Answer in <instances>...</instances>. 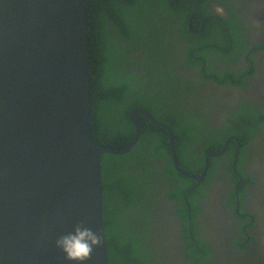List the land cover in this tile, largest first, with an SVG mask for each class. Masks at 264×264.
<instances>
[{
	"label": "water",
	"instance_id": "obj_1",
	"mask_svg": "<svg viewBox=\"0 0 264 264\" xmlns=\"http://www.w3.org/2000/svg\"><path fill=\"white\" fill-rule=\"evenodd\" d=\"M86 0H0V264H76L55 239L76 224L102 243L85 264H109L104 226V153L126 154L142 135L139 114L169 132L174 167L183 170L171 126L130 111L136 132L126 148L92 132V82Z\"/></svg>",
	"mask_w": 264,
	"mask_h": 264
},
{
	"label": "trees",
	"instance_id": "obj_2",
	"mask_svg": "<svg viewBox=\"0 0 264 264\" xmlns=\"http://www.w3.org/2000/svg\"><path fill=\"white\" fill-rule=\"evenodd\" d=\"M209 1L86 0L91 54L92 132L99 144L126 148L136 132L129 116L131 109H146L155 118L167 120L175 132L179 166L190 173L201 174L205 155L220 151L230 134L240 139L230 141L228 149L234 150L237 144L247 142L258 132L259 124L264 121V112L253 109L254 103H244L235 110L230 109L226 115L227 122H217L216 125H210L204 114H194L182 106L171 109V117L167 118L155 104L158 98L154 89L146 90L144 85V79L154 76L147 66L163 71L161 61L170 60L172 54H178L177 48L167 44L168 41H171L170 45L177 42V39L168 36L175 30L179 39L188 42L183 52V63L188 66L197 63L195 55L198 54L204 55L207 61H210L212 54L222 59L224 49L211 46V43L226 46L232 41V49L236 48L240 40V26L234 25L231 20L228 26H223L219 18H209L206 26H188L190 14L194 13L199 21L207 16ZM161 16L165 20H161ZM146 17L153 20L155 26H140ZM177 19L180 26H159L163 22L173 25ZM197 49L199 52H196ZM136 51L141 53L142 58L135 55ZM198 60L202 64L201 59ZM213 72L220 76L219 71ZM222 75L228 78L224 82H234L233 78H238L233 70H227ZM181 78L185 77L182 75ZM172 81L178 84L176 79ZM189 81L190 92L194 91L192 86L196 84L195 90L201 87L195 79L189 78ZM242 83L243 79L236 84ZM200 98L199 104L211 103L205 95ZM139 118L142 135L135 146L126 154L104 153L102 157L104 226L109 264H147V259L156 260L144 243L148 230L156 225L157 217L163 216V220H166L172 213L167 198L181 203L177 209L184 220L181 230L187 233L183 238L189 241L185 247L192 249L186 250V257L200 262L210 256L211 250L206 243L203 244L202 239L196 238L197 217L203 207L202 200L209 192L207 188L215 169L214 163L219 158H210L207 178L194 187L197 182L174 167L167 128L153 123L143 114H139ZM242 161L240 157L238 169ZM249 178L245 177L247 180ZM246 182L244 180L243 187ZM199 253L203 257L198 256Z\"/></svg>",
	"mask_w": 264,
	"mask_h": 264
},
{
	"label": "flooded vegetation",
	"instance_id": "obj_3",
	"mask_svg": "<svg viewBox=\"0 0 264 264\" xmlns=\"http://www.w3.org/2000/svg\"><path fill=\"white\" fill-rule=\"evenodd\" d=\"M208 7L209 12L201 21L195 18L194 13L190 14L188 26H206L209 18H219L223 26H228L227 23L231 20V23L240 26L239 44L233 50L232 41L226 46L211 43V46L224 49L223 58H217V54H212L210 61H207L204 55L198 54L195 55L197 63L188 66L183 63L185 61L183 52L188 42L179 39L175 30L168 36H172L173 40L177 39V42L170 45L171 41H168L167 44L177 48L178 54H172L173 58L170 60L161 61L163 71L153 69L151 65L147 66L154 76L144 79L146 90L154 89L158 98L155 104L167 118L171 117V109L181 106L194 114L196 112L204 114L210 125H216L217 122L226 123L229 110H235L244 103L251 105L254 103L253 109L264 112V0H227V2L211 0ZM161 20L165 19L161 16ZM155 24L146 17L140 26H155ZM159 26H180V23L177 19L173 25L163 22L159 23ZM228 36L231 40L230 33ZM136 52L135 55L142 58L141 53ZM196 52H199L198 49ZM198 59H201L202 64ZM215 70L219 71V77L213 72ZM227 70L235 71L238 77L233 78L235 83L224 82L229 74L226 76L222 74ZM182 75L188 81L189 78H193L196 82H200L199 96L205 95L206 98H210L211 103L199 104L198 100L194 101L190 97L191 81L188 84L187 81L181 83ZM172 79H176L178 84L173 83ZM241 79L243 83L236 84ZM200 122L202 123L201 119ZM257 130L258 132L250 140L245 143L240 142L234 150L228 149L230 141L233 138L240 139L230 134L227 138L230 139L228 146L218 155L219 159L214 163L215 169L207 188L209 192L202 200L203 207L199 211L196 223V238L202 239L203 244L206 243L210 248V256L197 263L186 257V252L192 249L187 250L185 247L189 241L183 238L187 233L181 230L184 220L180 218L177 209L181 203L167 198L166 202L172 213L166 220H163V216H158L157 222L155 221L154 244L157 248L151 244L153 237L147 236L144 243L145 248L151 253L154 248L161 252V246L165 247L163 260L161 261V257L157 258L158 261L147 259V264H165L168 257L171 258L170 264H264V162H261L264 159V121L259 124ZM220 151L208 152L205 160L209 154ZM239 156L243 158L240 169H238ZM231 163L232 167H230ZM248 176L249 180L245 179ZM244 180L248 182L243 187ZM191 238L193 239V234ZM198 256L203 257L201 253Z\"/></svg>",
	"mask_w": 264,
	"mask_h": 264
},
{
	"label": "clouds",
	"instance_id": "obj_4",
	"mask_svg": "<svg viewBox=\"0 0 264 264\" xmlns=\"http://www.w3.org/2000/svg\"><path fill=\"white\" fill-rule=\"evenodd\" d=\"M101 243L102 237L98 232L79 223L74 226L73 231L55 239V247L64 253V258L76 264H85L91 260L94 249Z\"/></svg>",
	"mask_w": 264,
	"mask_h": 264
},
{
	"label": "rangeland",
	"instance_id": "obj_5",
	"mask_svg": "<svg viewBox=\"0 0 264 264\" xmlns=\"http://www.w3.org/2000/svg\"><path fill=\"white\" fill-rule=\"evenodd\" d=\"M188 79H186V78H180V81L181 82H185V81H187ZM197 85V84H196ZM196 85H194V86H192V90H194V91H192L191 92V94H190V97L194 100V101H197L199 98H200V96H199V94H200V88L199 89H197V90H195V87H196ZM261 162H264V159H262L261 160ZM211 192V191H210ZM148 236L151 238V237H153L152 239H151V244H152V246H154V247H156L157 248V246H156V244H154V236L156 235V228H155V226H153L150 230H148ZM163 241V240H162ZM162 245H163V242H162ZM161 246V245H160ZM159 247V246H158ZM163 246H161V252L160 251H156V249L154 248V249H152V253L154 254V256L156 257L155 259H156V261H158V259L157 258H160L161 257V261L163 260V254H164V252H163ZM164 257H165V255H164ZM166 258V257H165ZM171 261V258L170 257H168V259L166 260V262H165V264H170L169 262Z\"/></svg>",
	"mask_w": 264,
	"mask_h": 264
},
{
	"label": "bare ground",
	"instance_id": "obj_6",
	"mask_svg": "<svg viewBox=\"0 0 264 264\" xmlns=\"http://www.w3.org/2000/svg\"><path fill=\"white\" fill-rule=\"evenodd\" d=\"M212 177V176H211Z\"/></svg>",
	"mask_w": 264,
	"mask_h": 264
}]
</instances>
